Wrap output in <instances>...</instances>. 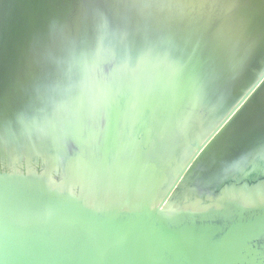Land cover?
<instances>
[{"label": "water", "instance_id": "water-1", "mask_svg": "<svg viewBox=\"0 0 264 264\" xmlns=\"http://www.w3.org/2000/svg\"><path fill=\"white\" fill-rule=\"evenodd\" d=\"M50 1L0 0V264H264V0Z\"/></svg>", "mask_w": 264, "mask_h": 264}, {"label": "bare ground", "instance_id": "bare-ground-1", "mask_svg": "<svg viewBox=\"0 0 264 264\" xmlns=\"http://www.w3.org/2000/svg\"><path fill=\"white\" fill-rule=\"evenodd\" d=\"M8 17H9V14L6 12L5 14H4V18H3V27L4 28H6V23H7V19H8ZM7 28H9V27H7ZM9 30V29H8ZM2 38H0V40H1ZM50 42V41H49ZM22 46H24V42H22V44H21ZM20 45L18 44V47H19ZM44 48V47H43ZM44 50V49H41L40 48V50H39V52H40V54H41V56H43L44 58H45V56L47 55V53L45 52V50H44V52H42V51ZM43 58V59H44ZM51 61H53V59H52V57H51ZM44 69L45 68H43V69H41L40 71H41V75H44V74H46L45 72H42V71H44ZM53 69V67H50L49 69H48V71H53L52 70ZM40 74V73H39ZM31 100V99H30ZM38 101V99L37 98H34V99H32L31 100V102L32 103H36ZM252 104V102L251 101H247L246 103H245V105H244V108L245 109H247V107H249L250 105ZM35 108V107H34ZM56 116V114H53V116ZM45 157H43V159H44V162L47 164L48 163V160H50V159H52L51 158V156L49 155V157H48V155H44ZM31 157H32V153H30L29 151H27V153L25 154V158L26 159H28V160H31ZM12 160H10V162H11ZM10 166L11 165H13V162H11L10 164H9ZM12 167V166H11ZM72 176H70L69 178L70 179H72L71 178ZM195 201V200H194ZM191 204H192V206H198L199 204L197 203V201L196 202H191Z\"/></svg>", "mask_w": 264, "mask_h": 264}, {"label": "rangeland", "instance_id": "rangeland-1", "mask_svg": "<svg viewBox=\"0 0 264 264\" xmlns=\"http://www.w3.org/2000/svg\"><path fill=\"white\" fill-rule=\"evenodd\" d=\"M54 2H55L54 0H51V1H50V5L53 6ZM11 15H12V14L10 13V14H9V17H8V19H7V23H6V24H7L6 27H9V28L11 27V22H12V17H11ZM9 28H8V29H9ZM52 30H53V29H51V31H52ZM51 31L49 32L48 35H49L50 37L53 38V37H54V33L51 32ZM54 40H55V39H52V41H54ZM40 48H41V49H44L43 46H41ZM40 48H39V50H40ZM23 50H24V49H23ZM41 51H42V50H41ZM42 52H44V50H43ZM51 57H52V56H51ZM23 68L25 69V71H28V70H29L28 67L26 66V62H24V63L21 62V63L18 65V68H17V69H18V70H19V69H22V70H23ZM28 75H30V74H28ZM1 165H2V158H1V156H0V166H1ZM11 166L13 167V165H11Z\"/></svg>", "mask_w": 264, "mask_h": 264}, {"label": "flooded vegetation", "instance_id": "flooded-vegetation-1", "mask_svg": "<svg viewBox=\"0 0 264 264\" xmlns=\"http://www.w3.org/2000/svg\"><path fill=\"white\" fill-rule=\"evenodd\" d=\"M1 140V139H0Z\"/></svg>", "mask_w": 264, "mask_h": 264}]
</instances>
